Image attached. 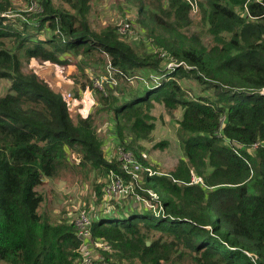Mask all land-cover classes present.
Segmentation results:
<instances>
[{
	"label": "trees",
	"instance_id": "1",
	"mask_svg": "<svg viewBox=\"0 0 264 264\" xmlns=\"http://www.w3.org/2000/svg\"><path fill=\"white\" fill-rule=\"evenodd\" d=\"M35 61L97 91L98 110L71 107ZM157 105L180 110L167 170L149 152L168 139L147 145ZM79 172L112 204L84 210L93 264H264V0H0V264H80L74 219L43 192Z\"/></svg>",
	"mask_w": 264,
	"mask_h": 264
},
{
	"label": "rangeland",
	"instance_id": "2",
	"mask_svg": "<svg viewBox=\"0 0 264 264\" xmlns=\"http://www.w3.org/2000/svg\"><path fill=\"white\" fill-rule=\"evenodd\" d=\"M25 6V5H24ZM26 5V9H27ZM108 7H105L107 9ZM110 10L109 15H113L112 9L108 8L107 11ZM115 17L118 16V13L114 15ZM35 66L37 67L38 72L40 74L45 75L49 79V83L52 85L59 86L63 93L64 97H67V101L71 107H76L81 113L85 114L87 112H95L98 110V92L86 87L85 89H81L79 84L80 82H75L67 73L62 70L61 65L51 63V62H34ZM74 66H70L69 69H73ZM88 72L91 73L90 68H88ZM102 79H94L93 84L98 89H103ZM75 87V90L73 89ZM154 114V124L155 128L152 132V139L147 145H151L154 141H158L161 139H168L167 144L163 148H153L149 152V157L151 160L156 161L157 164L160 166L162 170H167L176 163L177 159L180 155V148L179 144L176 141L175 136V127L176 121L175 119L180 115V110L175 111L174 116L172 117L167 112L164 111L161 105H157L153 108ZM104 130L106 132L103 149L107 157L112 158L115 155V142L114 138L110 134L108 125H103ZM120 153L116 152V155ZM128 157V155H125ZM122 158L120 154L118 156ZM128 174L132 175L133 171L129 169ZM64 177L46 182L43 187V192L46 194L48 193V197L46 198V202L49 207L53 209V217L58 218L59 216L65 217L69 220L75 221L77 215L81 211H91V213H96V211L100 210L105 204L108 207H111L112 204L109 202L110 200L107 199L105 203H95L94 197L90 195L89 188L91 184L95 183L98 179H100V175L98 178L97 176H92L90 173L85 174L84 172H79L76 176L71 175H63ZM136 177V176H135ZM192 177L194 180L197 178L196 174L193 172ZM107 182V177L104 178ZM139 177H136V181H139ZM198 180V179H197ZM118 181V180H116ZM118 182L121 183V186L117 184ZM117 189L115 192H112L111 189L107 190V187H110L113 183L107 182L105 188V192L110 196L114 197H122L129 193L126 197V203L128 206L131 207L132 205H137L138 209H141L146 205L145 201H141L138 198H135L133 194H130L132 190L131 186L133 185L131 181L127 183H123L122 181H118ZM115 184V188H116ZM52 190L53 192H51ZM107 195V196H108ZM112 198V197H111ZM48 199V201H47ZM104 203V204H103ZM88 204V205H86ZM103 211V210H102Z\"/></svg>",
	"mask_w": 264,
	"mask_h": 264
},
{
	"label": "built area",
	"instance_id": "3",
	"mask_svg": "<svg viewBox=\"0 0 264 264\" xmlns=\"http://www.w3.org/2000/svg\"><path fill=\"white\" fill-rule=\"evenodd\" d=\"M128 27H129V25L127 23H125V24L121 25L119 28L121 31H124ZM66 99H67V97H66ZM118 181H115L110 187H107L106 189L107 190L111 189L112 192H115L117 189V184L119 185V187L121 186V183ZM115 184H116V188H115ZM88 222H89V218L84 211H81L75 219V224L78 227L77 234L81 237V240H82V243L80 245V249H81L80 264H93V261L97 259V256H96L97 254L94 253V248L100 247L102 245L100 240H95L94 244L90 243L91 238H90V230L88 229V226H87ZM100 264H107V263L104 262V263H100Z\"/></svg>",
	"mask_w": 264,
	"mask_h": 264
}]
</instances>
